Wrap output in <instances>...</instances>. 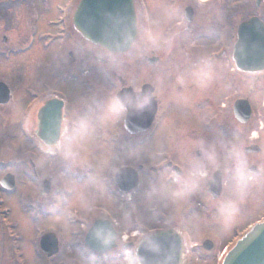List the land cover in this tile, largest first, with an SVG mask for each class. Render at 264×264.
I'll list each match as a JSON object with an SVG mask.
<instances>
[{
	"label": "rangeland",
	"instance_id": "374dc122",
	"mask_svg": "<svg viewBox=\"0 0 264 264\" xmlns=\"http://www.w3.org/2000/svg\"><path fill=\"white\" fill-rule=\"evenodd\" d=\"M144 1L149 4V7L151 6L150 10L148 9L146 12L147 17H150L147 19L148 26L151 27L148 29L142 22L144 19L142 13L139 12V2L135 6L138 16L137 21L139 20L138 23L140 24L134 42L135 46L123 56L124 58H119L115 62L109 58L108 62L98 63L91 55L103 54L102 51L99 52V48L92 45L87 48L88 44L79 35H75L71 39L73 43L66 41L64 37V24L76 0H23L24 4L19 3L17 0H0V49H8L7 53L0 54V82L9 88L15 107L23 111L24 108L33 106L34 102L32 100L44 95V93H55L70 102L72 106L70 112L73 110L71 119L74 121L85 114H94L97 105L104 101L107 94L110 91L118 90L116 88L118 79H122L126 87H131L133 90L144 83L152 84L160 96L164 92L163 86L166 84L168 77L171 81L178 72L175 88L181 86L183 88L181 95L185 98L187 105L191 104L192 101L187 98L188 93L184 94V88L190 84V71L198 62L204 59V55L211 53V51L219 52L221 50L223 56L229 51L231 52V45L233 46L236 41V28L242 20L251 15V11L248 5L242 9L231 8L229 2L234 0H222L223 4L218 5V21L224 27L226 26L227 30L230 29L229 35L233 37L230 42L231 45L228 47L229 50L226 51L225 47L222 48L219 41L216 43L215 40V33H221V31H218L219 28L212 26L209 29L207 26L208 33L211 34V41L209 42H195L194 32L185 33L180 30L185 26L180 14V8L184 4L172 14L167 9L169 6L167 0ZM152 1L155 2L151 5ZM194 1L196 9L201 11L204 0ZM76 4L71 13L75 10ZM185 4L189 5V1L186 0ZM194 22L196 24V19ZM175 23H181L175 29L177 33L175 40H182V48L179 46L172 48L162 44L166 38L163 34L164 29L173 27ZM195 24L192 23V30ZM150 33H157L162 37L157 47H152L149 44ZM223 33H225V30H223ZM53 37H56V39L52 40ZM212 42L214 45L209 46ZM62 50L64 51L61 53ZM86 50L88 56L82 57L81 53ZM69 52L72 53V60L68 56ZM167 54L171 56L166 57ZM180 54L187 55V58ZM199 55H203V59L193 60L194 56ZM143 56L151 59L155 58L157 62L151 66L143 60ZM175 56H178V59ZM182 57L185 59L184 65L182 62H177ZM81 58L86 61L83 63ZM219 59L214 64L210 63L212 77L207 85L204 87L196 86L202 89L203 95L201 97H209V94H211L212 99L214 96L218 97L217 101L213 102L215 110H220V104H222L220 96L223 97L226 94L232 98L233 102L240 98L248 100L253 110L252 121L249 125L250 132H248L251 133L250 139L246 140L242 136L246 134L245 128L239 126L234 118V136L232 139L222 138L218 133L219 127L216 134H212V138H206L205 135L209 134V132L206 133L209 131L206 124L213 116V112L205 114L202 113L201 108L200 110L196 109L198 117H200L197 119V126L195 127L187 121L186 126L179 133H171L173 137L167 141V144L173 145L174 150H185L186 153L199 151L196 145L201 141L205 147L215 145L217 152L222 153L221 144L223 143H232L242 149L254 144L264 152V73L249 75L248 77L245 74H235L234 81L236 83L233 85V89H230V86L224 84L227 81L223 71L228 70V68L224 65V58ZM192 60V67L184 69L186 62ZM82 70L85 72H81ZM214 72L217 79L215 81L213 79L215 77ZM191 84L194 83L191 82ZM39 87L42 88L39 89ZM222 87L226 89V92L225 90L220 92ZM217 91L218 95L215 94ZM181 95L179 97L183 100ZM169 97L172 96L169 95ZM165 98H161L163 105L169 102V99L165 100ZM229 107L230 105L227 104L228 109ZM204 111L207 112V110ZM186 112H188L187 109ZM225 113L223 116L227 119L228 112ZM184 117L186 118V114H184ZM229 124L232 125L231 122ZM121 127V120L117 122L97 121L88 139L87 159L80 163L74 164L70 161H64L59 155L50 160L49 156L43 153V179L53 176L54 186L63 187L64 192L60 198L53 193L45 197L39 195L43 205H49L50 200L48 199H54V202L57 200V206L60 209L62 208L64 212H68L67 214H72L77 221L91 222L102 215L113 217L111 219H118L121 221V229L127 232H121V240L119 239V241L129 237L128 231L130 229L134 230L138 227L140 228L138 230L143 232L159 229L162 227L163 216L171 217L172 215L176 220H179L182 217L181 210L185 211L191 208L189 206L191 203L183 205L176 200V197L169 195L166 191H161L162 185L167 189V181L164 180L162 175L153 177L156 182H152V184H147V181L143 180L139 188L130 195L120 197L117 194L113 184V168L129 164L132 162L131 160L139 165L150 161L148 166L150 167L157 157L161 156V151L164 149L161 137L159 138L157 135L154 141L152 139V144L149 145L147 143L142 145V138L139 137L141 135L123 140L116 137V133L123 131ZM3 134L4 122L0 119V138ZM182 137V142L177 144V139ZM17 145L15 143L13 148L16 149ZM17 156V154H10L2 148L0 139V159H14ZM52 163H56L55 168L60 169L61 173L59 175L54 174ZM61 165L64 167L61 168ZM223 185L226 191L229 190L232 188V180H226ZM153 189H156V191H153ZM65 191H70L71 196L67 197ZM111 192L112 195L109 194ZM35 193L29 185L19 187V198L34 197ZM6 201L7 205L12 207L14 211L17 210L15 215L13 212V215L15 220L19 221L22 216L17 213L18 206L16 207V202L17 204L21 203L17 199H14L15 202L13 200ZM24 206L25 203L23 204V210L26 212L23 221L26 223L25 215L28 210ZM254 206L255 203L251 201L240 203L239 213L233 225L229 228H225L217 222L208 223L204 219L205 212H203V209L193 206L194 209L190 216L179 222L177 227L181 231L189 232L190 238L187 240L189 243L203 244L209 242L213 245V248L208 256L203 250L194 253L190 258L192 260L191 264H210V256L214 259L222 247L234 238V234L231 233L232 229L256 218V216H253L257 213ZM152 211H154V217L150 215ZM158 216L160 218L156 219ZM158 221L160 224H157ZM28 228L32 230V227L28 225L25 230H28ZM25 230L21 227V231L25 233ZM26 234L24 235L26 236ZM26 247V245H23V249L25 248L24 253L26 257H29V251L26 250ZM76 250L79 251L77 248ZM63 252L67 251L64 250ZM72 255L75 256L74 253ZM122 262L119 264H122Z\"/></svg>",
	"mask_w": 264,
	"mask_h": 264
},
{
	"label": "flooded vegetation",
	"instance_id": "af4514ba",
	"mask_svg": "<svg viewBox=\"0 0 264 264\" xmlns=\"http://www.w3.org/2000/svg\"><path fill=\"white\" fill-rule=\"evenodd\" d=\"M188 1L189 5L185 4L186 0H167L169 4L167 9H169L172 14L176 11L177 8L184 4L183 7L180 8V14L182 12V22L185 24V26L180 30L185 33H190V31L194 32L195 42H209L211 41V34L208 33L209 31L207 29V26L209 27V29L212 26H214L215 28H219L218 31H221V33H215L216 43L219 41L220 45L222 47L224 46V49L228 51V47H230V42L233 37L232 35H229L230 29L227 30V27H224V25H222L221 22L218 21V5H222L223 1L204 0V4L202 7L203 9L201 11H198L196 9V6L194 5V0ZM139 2L142 7L146 8V10H150L151 6L149 7V4L146 3L144 0H133L134 6L138 5ZM154 2L152 1L151 5L154 4ZM206 3L208 4L205 5ZM229 4L231 8H234V1L229 2ZM247 5L252 14L246 17L244 20L254 17L253 9H256V18H258L264 23V0H240V3L237 8L242 9ZM185 10H187L189 12V15H191L190 22H187L185 19ZM136 12L137 11L135 10L136 27L138 32L140 24L138 23L139 20L137 21L138 16ZM195 19L197 21L196 24L194 22ZM192 23L195 24L193 30L191 28ZM180 25L181 23H175L173 27H166L164 29L163 34L166 36L165 40L162 42L164 46L172 48L179 46L182 48V40H175V36H177L175 29ZM223 30H225V33H223ZM66 31V41L72 42L73 40L71 41V39L75 35L74 30L72 28V24H66ZM86 44H88V48L90 44ZM213 45L214 44L212 42L209 46ZM98 50L99 52L102 51L103 54H94L91 55V57L98 63L108 62L109 56L107 55V53H105V51L101 49ZM7 51V48L0 49V54H5L7 53ZM86 52L88 51L86 50L85 52L81 53V56L87 57L88 55L86 54ZM124 55L125 54L117 55L116 60L119 58H124ZM68 56L71 58V60L73 59L71 52L68 53ZM168 56L171 55L167 54L166 57ZM181 56H186L187 58V55L185 54H182ZM175 57L177 58L178 56ZM194 57L195 58H193V60L195 61L203 59V55ZM221 57L224 58V65L226 68H228V70L223 71L224 77L227 81V83L224 84L230 86V89H233L234 75L240 73H235L233 70L230 51L225 56H223L222 53L220 55H204V59L213 64L216 63ZM142 58L146 63L147 61L150 63H154L149 60V58H147L146 56H143ZM193 60L191 62H186V66L184 67V69L191 68ZM81 61L84 63L86 60L84 58H81ZM184 61V57H182L180 60H177V62H182L183 65ZM81 72L85 71L82 70ZM178 75L179 72L176 76H174V78H172L171 81L168 77V79L166 80L167 86L166 84L163 86L164 92L160 96L158 95V93L156 92V88L152 84H142L139 89H141V87L144 85H148L151 87L148 88L147 91H151L152 93H154L151 105L149 106V115L151 114L148 117L149 121H147L146 123H144L143 121H139V123L136 122L134 125L135 128L133 127L132 131L134 133L132 134L126 130V128L124 127L123 119H121V128L123 131L115 134L116 137H119L122 140L127 138L138 137L139 135H141L139 137L142 138V145H144L145 143H147V145L152 144V139L154 141L156 135L159 138L161 137L164 149L161 151V156L157 157L153 165L148 167L150 165V161H147L144 166L143 164L139 165L134 160H131L133 164H131L132 162H130L129 164L121 166L131 167L137 172L138 185L136 189L139 188L143 180H146L147 184H152V182H156L154 181L153 177L162 175L164 177V180L167 181L166 192L171 195V191L177 187V185L174 183V177L182 171L186 170L188 161L192 157L201 156L200 151H190L186 153L185 150H174L173 145L167 144V141L171 140L173 137L171 133H179L186 126L187 121L188 123H192L195 127L197 126V119H199L200 117H198L196 109L200 110L202 108V113L204 112L205 114L213 112V116L208 120L206 124L207 130H209L206 132H209V134L205 135L206 138H212V134H216L218 127V133L222 138L232 139L234 136L232 98L227 94L223 95V97L220 96L222 102V104H220V110H215L213 102L217 101L218 97L214 96L212 99L211 94H209V97H201L203 95L201 91L202 89L198 88L196 84H191L190 80V84H188L184 88V94L188 93L187 98L188 100L192 101L191 104L187 105L185 98L181 95L183 88L181 86H176L175 88V83L177 82L176 78L178 77ZM213 75L215 76L213 77L215 81V72L213 73ZM245 76L248 77L249 75L245 74ZM117 83L119 86V89L117 91H119L121 88H126L125 82L122 79H118ZM40 88L42 87H39V89ZM222 90H225L226 92V89H224L223 87L220 89V92ZM215 94L218 95V91L217 93L215 92ZM169 95L172 97H169ZM179 95L183 97V100L180 99ZM164 97H166L165 100L169 99V102L165 103V105H163V101H161V98ZM52 99H56L62 102V105H60V128L62 126H69V124L72 122L71 118L73 113V110L70 112L72 106L70 105L69 101L55 94L44 93V95H41L38 98L32 100L34 102L33 106L24 108L23 111H20L17 109V107H15V102L12 99V95L9 88L4 83L0 82V119L4 122V134L0 138L2 141V148L10 152V154L12 153L18 155L17 158L14 159H0V181H2L3 179H8L11 181V184H4L3 186H0V264H97L98 262H100V264H119L121 263V261H124L125 255L127 256L129 251L135 253L139 240L145 238L148 234L155 232H167L173 237H179L181 239H184L185 236H187L190 238V234L188 231H181L178 229L177 226L179 225V222L185 220V217L190 216V213H192L194 209L193 206L198 207L199 209H203V212H205L204 219L208 223L217 222L223 226V224L220 223V220L216 218L218 217L217 209L219 205L226 199L234 198L232 188H227L229 189L227 190L228 192L226 191V189L223 188L224 182L231 178L230 176L222 174L221 171L212 172L211 166L208 164L207 161H204V163L211 172V178L207 181V183L202 184L199 189L192 192L187 197L176 198V200L178 202H181L183 205H188V203H191L192 205H189L191 206V208L185 211L182 209L180 212V214H182V217L179 220H176L175 217L172 215L171 217L166 215L163 216L161 228L150 230L146 233H138L137 237L135 238H131V232L134 231L130 229L128 231L129 237L125 239L124 244H122V241H119V239L121 240L120 234L121 232H127L121 229V221L116 218L111 219L113 217L102 215L98 216L91 222L86 221L82 224V221L81 224H79V227H76L74 225L73 219H71V216L63 214L64 211L62 210V208L59 209L60 213L57 210H53V199H48L50 200L49 205H43V202L39 198V195H41L42 197V188L44 181L51 180L48 194L44 195V197L50 195L51 193L56 195L57 189L59 193H61L62 191L61 186H54L53 176L43 179V164H41V161L43 159V152L41 151L42 141L37 134L40 120L44 119L43 117H40L42 109L44 108L45 104ZM227 104L230 105V110L227 108ZM186 109L188 110V112H186ZM204 110H207V112ZM224 112H228L227 119L225 116H223ZM184 114H186L187 119L184 117ZM51 115L52 112H47L44 117L47 118ZM55 119L56 117L53 116L51 121H55ZM224 119H226V121H224ZM251 121L252 118L244 125H241L236 122L239 126L245 128L244 131H246V134L242 136H244L246 140L250 139L251 136V133H248L250 132L249 125ZM229 122H231L232 125H230ZM177 140V144H180L183 140V137L178 138ZM15 143L18 144L16 149L13 148ZM245 148L246 147L243 148V152L247 155L252 170L258 171L264 168V152L261 150V148L259 152L255 153H246L244 151ZM218 153L223 155L222 152ZM57 156L58 155L49 156V158L50 160H52ZM52 164L54 165V174L58 175L59 173H57V171L59 169L55 168L57 164ZM63 167L64 166L61 165V168ZM215 173V179L211 182ZM218 182H220L221 188L219 186V188L217 189ZM113 184L117 194H119L120 197H124L125 195L121 194L119 187L114 181V177ZM128 184L129 182L127 178H123L119 183L121 188L128 186ZM21 185H29L30 187H32L33 190L36 192L34 197L19 198V187ZM53 187L54 190H56L55 192L53 190ZM134 191H132L131 193H133ZM217 192L219 193L217 194ZM109 194L112 195V192ZM188 197H190L189 200H187ZM14 199H17L21 203L17 204L16 202V207L18 206L17 213L19 216H22L19 221L15 220L14 218L15 212L17 210L14 211L13 208L7 205L6 203V200H8L9 202L11 200L14 201ZM248 201L255 203L254 208L257 210V213L253 216H256V218L246 222L245 224H242L239 227H234L231 232L232 234L238 231L244 232L251 223L256 222L258 220H262L264 218V181H262L258 186H253L251 188L248 196L243 200V202ZM24 203L25 209L28 210L27 214L25 215L27 224L23 221V216L26 212L25 210H23ZM51 211H53L54 214H51ZM150 215L151 217H154V211L150 212ZM159 218L160 217L158 216L156 219ZM96 220L107 221L111 224L114 232L113 238L115 245L112 250L108 251L105 254L93 252L86 245L87 231L91 224ZM157 224H160V222L158 221ZM27 225L31 226L32 230L30 228H28V230H25ZM21 227L25 230V233H27L26 236L24 235L25 233L21 231ZM47 234L50 235V238L45 240L41 245L42 238ZM23 245L27 246L26 250L29 251V257L25 256V248L23 249ZM205 246H208V248H206ZM76 248L79 249V251H77ZM205 248L208 250H205ZM212 248L213 245H209L206 242H204L203 244H198L194 248L186 244L182 256L183 263L191 264V256H193L194 253L200 250L205 251L206 256H208ZM64 250H66L67 252L64 253ZM72 253H74L75 256H73ZM102 259L103 262L101 263ZM209 259L210 264H213L214 259H212L211 256Z\"/></svg>",
	"mask_w": 264,
	"mask_h": 264
},
{
	"label": "water",
	"instance_id": "95a60500",
	"mask_svg": "<svg viewBox=\"0 0 264 264\" xmlns=\"http://www.w3.org/2000/svg\"><path fill=\"white\" fill-rule=\"evenodd\" d=\"M73 24L84 39L116 53L127 51L136 36L132 0H81L73 17ZM234 61L237 69L242 72L264 71V27L257 19H250L239 25L237 42L234 46ZM49 109L50 106L47 104L42 113L48 112ZM149 112V107L139 114L130 108L125 120L126 128L131 131L134 122L146 123L151 115ZM250 113L247 102L235 103L234 116L240 123L247 122ZM58 130V118L50 121L44 117L39 123L38 136L42 142L54 143L58 138ZM125 171L128 170L119 171L116 180H119ZM5 181L7 182L6 179L3 182ZM135 186V179L130 180L129 186L123 191H130ZM97 229H102L111 237L113 233L101 223L94 224L90 229L87 237L88 245L102 251L104 244L96 238ZM175 242V244L170 242L169 234H155L139 246L137 256L142 258L143 264H180V243L177 240ZM112 244L113 238L111 244L105 248L108 249ZM153 245L158 247L154 249ZM222 264H264V222L238 241Z\"/></svg>",
	"mask_w": 264,
	"mask_h": 264
},
{
	"label": "clouds",
	"instance_id": "9594fccd",
	"mask_svg": "<svg viewBox=\"0 0 264 264\" xmlns=\"http://www.w3.org/2000/svg\"><path fill=\"white\" fill-rule=\"evenodd\" d=\"M160 39L162 37L159 34L150 33L149 44L152 47H157ZM107 55L115 62L118 53L110 51ZM190 76L191 82L198 87L206 86L212 77L210 62L207 60L198 62L190 71ZM153 95L154 93L151 91H141L139 88L134 89L133 93H125L124 95L110 91L104 101L97 105L94 114H85L72 121L69 126H62L57 140L54 143L43 142L41 151L48 156L59 155L62 160L74 164L86 161L88 139L97 121H120L126 118L130 108L137 114L142 113L146 107L151 105ZM196 147L201 156L192 157L188 161L186 170L174 177V183L177 187L170 194L176 198L187 197L199 189L202 184L207 183L211 178V172L204 163L207 161L212 172L221 171L222 174L230 176L232 180L234 198L226 199L217 209L220 222L225 228H229L239 213V204L248 196L253 186H258L264 181V168L253 171L243 149L232 143L221 144L222 156L217 152L215 145L205 147L201 141ZM112 171L115 174L119 172V169L113 168ZM0 186H3L2 181H0ZM161 191H166L165 186H161ZM95 235L105 247L112 242L110 234H105L102 229H97ZM156 247L158 245H153L154 249ZM122 264H143V261L139 256H129L124 259Z\"/></svg>",
	"mask_w": 264,
	"mask_h": 264
}]
</instances>
